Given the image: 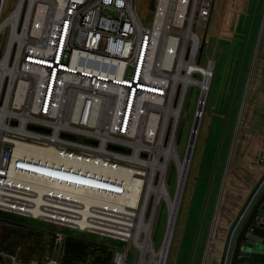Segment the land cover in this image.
I'll use <instances>...</instances> for the list:
<instances>
[{
    "label": "built area",
    "instance_id": "obj_1",
    "mask_svg": "<svg viewBox=\"0 0 264 264\" xmlns=\"http://www.w3.org/2000/svg\"><path fill=\"white\" fill-rule=\"evenodd\" d=\"M22 1L17 15L18 0L3 18L4 0L0 3L6 44L0 55V212L123 245L132 242L139 218L124 213L144 208L142 213L155 219L157 212L147 214L151 198L153 207L162 201L166 220L168 204L178 199L177 217L193 151L187 160L186 152L179 158L177 130L188 90L204 82L198 70L190 71L191 64L213 65L207 59L202 67L198 60L209 43L214 0H157L150 27L140 24L134 0ZM169 12L177 19L171 15L167 22ZM196 26L205 29L202 40ZM206 74L193 123L198 106H205L212 79ZM182 77L188 79L181 82ZM185 84L180 99L175 91ZM179 103L174 124L168 113ZM202 115L203 109L199 122ZM149 123L155 134L169 137L170 145L161 171L152 177L164 187L158 199L146 195V184L139 186L131 172H150L159 163L162 144L157 141L146 153L144 140H137L136 131ZM141 159L148 165H138ZM186 161L180 185L177 167ZM170 164L176 174L173 196ZM259 164L264 166V140ZM67 234L48 231V252L38 259L25 261L2 251L0 264H61ZM31 250L30 244L28 257ZM125 253L124 248L114 252L110 264H125Z\"/></svg>",
    "mask_w": 264,
    "mask_h": 264
},
{
    "label": "rangeland",
    "instance_id": "obj_2",
    "mask_svg": "<svg viewBox=\"0 0 264 264\" xmlns=\"http://www.w3.org/2000/svg\"><path fill=\"white\" fill-rule=\"evenodd\" d=\"M156 1L134 0L137 18L143 27H150ZM15 3L16 0H4L2 18ZM213 12L208 27L209 43L204 45L198 60L202 67L207 59L214 61L213 77L194 141L165 264H220L230 227L225 231L220 229L226 185L233 176L235 164L243 165L248 157L252 161V152L258 155L264 137V118L261 117L264 116V0H215ZM193 31L202 40L205 29L196 26ZM4 43L3 32L0 34V55ZM184 88L175 93L180 99ZM199 90L196 87L188 90L183 107L176 140L180 159L188 146ZM179 107L180 103L174 108ZM221 112L227 115L225 124L218 118ZM170 165L168 190L173 196L176 174ZM153 202L151 198L147 214L151 211L157 213L149 239L153 251L158 252L165 237L167 212L162 201L155 207ZM0 219L4 222L0 228V252L16 255L25 261L38 259L42 256L40 254L48 252V231L67 232L68 238L94 247L89 250L92 254L87 255V261L96 256L98 249H103L102 253L105 250L114 253L124 248L125 264H138L141 256L132 242L123 245L108 238L72 232L9 213L0 212ZM41 237L43 243L39 242ZM22 244L25 248L19 253L18 247ZM30 244L32 250L28 257ZM144 258L149 260L150 254H145Z\"/></svg>",
    "mask_w": 264,
    "mask_h": 264
},
{
    "label": "bare ground",
    "instance_id": "obj_3",
    "mask_svg": "<svg viewBox=\"0 0 264 264\" xmlns=\"http://www.w3.org/2000/svg\"><path fill=\"white\" fill-rule=\"evenodd\" d=\"M22 2H23L22 0H18V7L16 9V12L14 13V16L17 15V13L19 12L20 7L22 6ZM0 9H1V5H0ZM171 15H172L173 18L177 19V16H178L177 13L176 14L175 13L171 14L169 12L168 16H167V22L170 21ZM165 31H166V28H165ZM5 46H6V44H5ZM170 47L171 46L168 45V49L166 48L167 56H170V53H171V50H169ZM168 63H166V66L168 65ZM197 67H198L197 65L193 66L191 64V70L190 71L198 70V72H200V76L204 77V82L198 84L199 87H196V88L202 90L203 86H207V85L204 84L205 80L208 81L206 73H212L213 65L211 64L209 66V68H207V69H205V68L197 69ZM176 77L178 78V76H176ZM187 79H188L187 77H182V78H180V81L181 82L182 81H186ZM183 87H186V84L183 85ZM173 91H175L174 87H173L172 92ZM185 91H186V89L184 88V90L182 91V94H184ZM175 93H176V91H175ZM204 94H206V92L204 93V91H203L202 98L204 97ZM174 98H175V96H174ZM178 112H179V109L173 108L172 112L168 113L170 115H173L172 117H174V124L176 123V119L178 118ZM135 118H136V116H135ZM172 120H173V118H172ZM131 121H133V117H132ZM150 123H151V121H150ZM150 123L148 125H146V127H145V124H142V126L139 128V132L137 133V131H136L137 140L138 141L144 140V142H145L144 144L146 145V148L143 149V150L146 153H149V152L152 151L151 145L155 144L157 141H158V144H162L163 149L160 150V151L157 150L158 152H156L155 161H157V158H160L159 163H157L154 167H151V171L150 172H145L144 170H139V169H136V168H133L131 172L133 174L135 173L136 175H138L137 177H138V180L140 181L139 182V186L142 185V184H146V195L155 194V196L158 199V196H160V194L165 193L164 187L162 186L161 182L159 184L158 183L155 184L154 180L152 181V177L154 175V172H156V171L160 172L161 171V168L163 166V163L161 162V159L167 157V153L170 152V150H169L170 148L168 147L170 145H169V140H168L169 137L166 136V135L163 137L162 134H160V136H158V133L155 134V131H153L154 127L152 129ZM163 128H164V126H163ZM132 132H133V130H132V127H131V131L129 132V134H132ZM139 137H141V139ZM148 163H146V160L141 159L140 160V164H138V165L143 166L144 164L148 165ZM182 166H186L187 167V161L185 163H183L182 165L178 164V167H177L178 168V177H179L178 179H180V172L182 171L181 179H180V185H182V183L184 181V178H185L186 171H187L186 167H184V169L182 170ZM145 179H146V181H145ZM177 204H178V199L175 202V204H173V202L168 204L169 213H170L171 216L169 217V220H167L166 238L164 237L165 240L163 239L162 247L159 249L158 252L153 251L152 242L148 241L149 240V236H150V232H151V228H152L153 218H151V219L149 218L150 219L149 220L147 218V216L145 215V213H142L143 212L142 210H144V208L141 211H139V210H136V211L131 210L130 211L129 210L128 213H124V215H127V216H132V217H136V218L139 217L138 221H137V223L135 225V231H134V233L131 236L132 243H133L134 247L137 249V251L141 255L140 258H139L138 264H165L166 257H167V254H168V250H169V246H170V242H171V238H172V234H173V229H174V224H175V219H176L175 210H176V208L178 206ZM136 207H137V205H136ZM147 253L150 254V259L149 260H146L144 258V255L147 254Z\"/></svg>",
    "mask_w": 264,
    "mask_h": 264
},
{
    "label": "water",
    "instance_id": "obj_4",
    "mask_svg": "<svg viewBox=\"0 0 264 264\" xmlns=\"http://www.w3.org/2000/svg\"><path fill=\"white\" fill-rule=\"evenodd\" d=\"M201 112L202 106L199 105L188 142L186 160L193 149ZM220 264H264V174L228 229Z\"/></svg>",
    "mask_w": 264,
    "mask_h": 264
},
{
    "label": "crops",
    "instance_id": "obj_5",
    "mask_svg": "<svg viewBox=\"0 0 264 264\" xmlns=\"http://www.w3.org/2000/svg\"><path fill=\"white\" fill-rule=\"evenodd\" d=\"M213 65H214V61H213ZM213 70H214V67H213ZM223 107H225V105ZM261 117L264 118V116H261ZM218 118L220 120H223V124H225V120H227V115H224L221 112L218 114ZM260 121H262V119ZM222 130H221L220 136L222 135ZM263 140H264V137H263ZM261 147H262V143L259 147L257 156L255 155V152L251 153L252 161L248 157V160L243 165L235 164L233 176L230 179L228 185H226L228 187L226 188L227 191L223 199V204L221 201L222 210H221V216H220V229L223 231L228 229V227L231 225L237 213L239 212L240 208L242 207L243 203L245 202L247 196L252 191L257 181L264 174V166L259 164ZM223 160H224V157H223ZM242 177H244L245 180H242L243 179Z\"/></svg>",
    "mask_w": 264,
    "mask_h": 264
},
{
    "label": "trees",
    "instance_id": "obj_6",
    "mask_svg": "<svg viewBox=\"0 0 264 264\" xmlns=\"http://www.w3.org/2000/svg\"><path fill=\"white\" fill-rule=\"evenodd\" d=\"M91 245L66 238L63 244V254L61 264H110L113 253L110 250L98 249V253L91 261H87V255L92 254L89 250Z\"/></svg>",
    "mask_w": 264,
    "mask_h": 264
}]
</instances>
